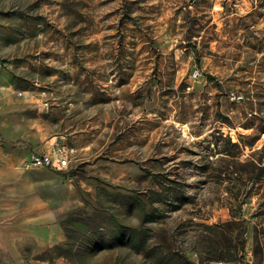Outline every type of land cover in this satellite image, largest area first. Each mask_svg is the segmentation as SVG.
Here are the masks:
<instances>
[{
  "label": "rangeland",
  "instance_id": "rangeland-1",
  "mask_svg": "<svg viewBox=\"0 0 264 264\" xmlns=\"http://www.w3.org/2000/svg\"><path fill=\"white\" fill-rule=\"evenodd\" d=\"M53 136L31 264H264V0H0V165Z\"/></svg>",
  "mask_w": 264,
  "mask_h": 264
},
{
  "label": "crops",
  "instance_id": "crops-1",
  "mask_svg": "<svg viewBox=\"0 0 264 264\" xmlns=\"http://www.w3.org/2000/svg\"><path fill=\"white\" fill-rule=\"evenodd\" d=\"M56 142L65 143L47 137L29 151L49 152ZM28 156L19 165H0V264H31L36 255L64 238L55 209L43 194L42 179L37 172L20 168Z\"/></svg>",
  "mask_w": 264,
  "mask_h": 264
},
{
  "label": "built area",
  "instance_id": "built-area-1",
  "mask_svg": "<svg viewBox=\"0 0 264 264\" xmlns=\"http://www.w3.org/2000/svg\"><path fill=\"white\" fill-rule=\"evenodd\" d=\"M70 154L71 149L65 143L56 142L49 152L30 153L20 168L26 171L48 169L59 173H67L70 168Z\"/></svg>",
  "mask_w": 264,
  "mask_h": 264
},
{
  "label": "trees",
  "instance_id": "trees-1",
  "mask_svg": "<svg viewBox=\"0 0 264 264\" xmlns=\"http://www.w3.org/2000/svg\"><path fill=\"white\" fill-rule=\"evenodd\" d=\"M209 79L212 78L210 75L207 76ZM217 87L219 86L218 84L216 85Z\"/></svg>",
  "mask_w": 264,
  "mask_h": 264
}]
</instances>
